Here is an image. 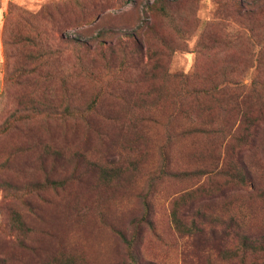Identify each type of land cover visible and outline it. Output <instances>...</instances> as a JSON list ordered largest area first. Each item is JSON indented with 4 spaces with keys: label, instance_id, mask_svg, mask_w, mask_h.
<instances>
[{
    "label": "rangeland",
    "instance_id": "obj_1",
    "mask_svg": "<svg viewBox=\"0 0 264 264\" xmlns=\"http://www.w3.org/2000/svg\"><path fill=\"white\" fill-rule=\"evenodd\" d=\"M165 1L174 21L156 0H0V123L39 104L95 102L87 118L41 117L0 136V258L8 264H132L124 236L136 230L139 264H234L222 253L237 240L219 227L184 234L174 206L186 224L199 213L224 220L236 214L264 236V88L252 89L253 78L264 80V0ZM44 9L50 14L39 18ZM21 10L39 27L45 58L39 71L7 84L8 60L33 68L42 55L24 39L34 28ZM212 72L234 76L252 95L245 109L261 128L243 153H235L241 140L232 138L230 151L214 133L167 139L169 129L189 125L182 115L188 109L197 122L223 120L248 133L235 109L203 101L210 109L196 112L193 99H180L183 76L193 88ZM242 159L259 173L255 187L213 173ZM104 165L115 168L107 177ZM198 168L205 169L199 176L165 172ZM47 178L66 184L14 195ZM147 201L149 222L141 221ZM16 212L29 228L17 224L20 236L5 231ZM211 217L201 221L218 225Z\"/></svg>",
    "mask_w": 264,
    "mask_h": 264
},
{
    "label": "trees",
    "instance_id": "obj_2",
    "mask_svg": "<svg viewBox=\"0 0 264 264\" xmlns=\"http://www.w3.org/2000/svg\"><path fill=\"white\" fill-rule=\"evenodd\" d=\"M155 8L159 10L162 14L166 17L174 21V11L172 9V5L165 1V0H156L154 4ZM16 10L14 4L10 5L9 14L14 13ZM21 13V19L25 22L29 21L31 26L34 28L32 33L27 36H24V39L29 41L31 45L35 47L42 55L40 58V64H36L33 68H29L27 66H22V68H13L10 67V61L6 62V70H5V83L12 84V83H19L22 77V74L31 72V71H39L42 66V59L45 58L44 54L41 52L42 49L45 47L44 43L41 40V33L39 27L32 25L31 18H27L24 14V11H19ZM40 14H44V16L39 18H46L50 12L47 9H44ZM39 14V15H40ZM7 16V17H8ZM9 39L10 35L6 30V35L4 36V44L6 47H9ZM264 68V67H263ZM264 70V69H263ZM234 77V76H233ZM230 76L228 73H218L212 72L210 75L206 77L197 78V84L193 86V88L189 87L188 80H190V76L185 75L183 76V84H184V91L180 94V99H187L191 98L196 103V112L203 111L206 112L210 109V106H204L203 101L210 102L209 105L215 104L221 111H226L228 109H235L243 116V119L240 120L247 124L246 130L247 134H239L237 129L241 128L240 125L237 124H228L223 122V120H218L214 122H197L195 121V113L194 115L188 109L185 111L183 117L187 119L189 125L187 127H182V129L177 132L169 129L167 139L170 140L177 134L181 136L192 135V134H203L208 135L214 133L215 136H218L219 139L221 138L223 146L226 148L230 146V142L233 139L235 141H242L244 144L235 152L236 154L243 153L244 148L248 145L250 140L253 142L255 141V135L252 132L254 130L256 133L260 130L261 124L248 114V111L245 109L246 101L252 99V95L243 92V85L239 83V81L234 77ZM261 87L264 88V80L261 76H256L252 80V89L253 92H257ZM246 95V96H245ZM95 102H93L87 108L82 106L73 105L71 102L63 109H59L55 106L50 105H35L36 107L32 109H19L15 110L8 116L2 123H0V136H3L9 133L12 129L17 127L20 123L38 119L41 117L44 118H52L57 120H66V119H78V118H87L88 114L94 109ZM173 116H170V121H172ZM197 119V118H196ZM264 145V142L262 143ZM233 150V147L230 151ZM164 157L166 163H169V158L167 156V152H164ZM222 166L219 170L213 171V173H217L216 175H223L230 181H238L242 183H249L250 186L255 187L253 183L256 177H258L259 173L254 169L253 165H250L246 159L238 160L237 162H233L229 165H220ZM105 170L104 176H108L112 170H115L113 167H106L103 166ZM181 171V170H180ZM205 169L198 168L193 169L191 171L184 170L181 172H165L174 174V175H194L199 176L201 173H204ZM66 184L65 179H51L47 178L44 182H32L27 185L25 188L24 196L15 192L14 195L17 197H23L25 199L26 195L38 193L41 189L53 186V187H63ZM42 187V188H41ZM13 189V188H12ZM13 195V192L11 193ZM30 206V205H29ZM149 203L146 202V213L141 218V221L149 222ZM173 221L175 226L178 230L183 232L184 234H195L201 232L205 229H214L216 227L221 228L222 234L224 237L227 238L229 241L237 240V244L235 247H228L222 253V258L225 262H232L234 264H264V236L261 234H255L246 228V223L244 219H240L236 214H231L229 219H222L220 217H211V215L207 213H199L198 217L194 218L190 224H186L180 215L178 214L177 207H173ZM212 218L216 221H220L218 225L207 226L204 222L201 221V218ZM13 221L15 224H8L5 231L7 233L15 234L20 236V228L24 230H28L29 228L24 224L22 220V216L20 213H14ZM136 229L140 228L141 224L138 221H133ZM20 227H18L17 226ZM4 230V229H3ZM125 243L128 248V255L131 259L132 264H139V258L137 254H135L134 246L139 238V231H135L132 237L128 238L124 236ZM3 264H8L6 259L0 258ZM145 264H156L154 261H149ZM210 264H215L212 260Z\"/></svg>",
    "mask_w": 264,
    "mask_h": 264
}]
</instances>
